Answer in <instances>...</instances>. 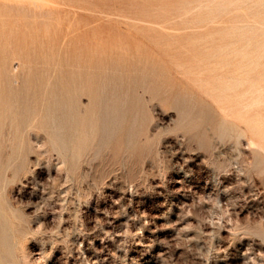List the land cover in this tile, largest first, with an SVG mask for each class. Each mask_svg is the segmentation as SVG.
Returning <instances> with one entry per match:
<instances>
[{"label":"rangeland","instance_id":"374dc122","mask_svg":"<svg viewBox=\"0 0 264 264\" xmlns=\"http://www.w3.org/2000/svg\"><path fill=\"white\" fill-rule=\"evenodd\" d=\"M263 139L264 0H0V264H264Z\"/></svg>","mask_w":264,"mask_h":264},{"label":"bare ground","instance_id":"6f19581e","mask_svg":"<svg viewBox=\"0 0 264 264\" xmlns=\"http://www.w3.org/2000/svg\"><path fill=\"white\" fill-rule=\"evenodd\" d=\"M19 1V0H18ZM23 1V0H22ZM29 1V0H28ZM34 2H35V0H34ZM42 2V1H41ZM171 2V1H170ZM36 4V3H35ZM34 6V5H33ZM36 6V5H35ZM154 8V7H153ZM154 16V15H153ZM152 18V17H151ZM156 20H157V18H156ZM167 30H169V29H167ZM161 34V33H160ZM161 37V36H160ZM187 40V39H186ZM162 43V42H161ZM169 43V42H168ZM172 45V44H171ZM169 47V46H168ZM180 47H181V45H180ZM175 50V49H174ZM52 78V77H51ZM223 101V100H222ZM220 102V101H219ZM226 102V101H225ZM224 102V103H225ZM228 102V101H227ZM221 103V102H220ZM228 103H232V102H228ZM221 105H222V103H221ZM228 105V104H227ZM232 105V104H231ZM234 105V104H233ZM220 107V106H219ZM224 107V106H223ZM229 107H231V106H229ZM221 108V107H220ZM222 109V108H221ZM226 109V108H225ZM224 109V110H225ZM229 109H232V108H229ZM227 110H228V107H227ZM234 110V109H233ZM223 112V111H222ZM228 112V111H227ZM229 113H230V111H229ZM237 113V112H236ZM238 114V113H237ZM230 117H231V115H230ZM244 117V116H243ZM240 118H241V116H240ZM245 118V117H244ZM253 128V127H252ZM254 130V129H253ZM252 130V131H253ZM264 140V139H263ZM252 142V141H251ZM255 146V145H254ZM260 148L262 149L263 147L262 146H260ZM263 151V150H262Z\"/></svg>","mask_w":264,"mask_h":264}]
</instances>
